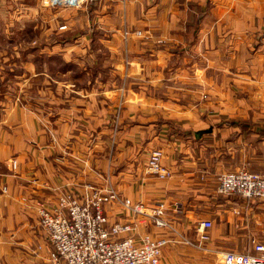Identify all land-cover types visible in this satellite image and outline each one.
I'll use <instances>...</instances> for the list:
<instances>
[{
	"label": "crops",
	"instance_id": "1",
	"mask_svg": "<svg viewBox=\"0 0 264 264\" xmlns=\"http://www.w3.org/2000/svg\"><path fill=\"white\" fill-rule=\"evenodd\" d=\"M0 24V264H55L37 204L110 184L165 204L177 232L164 233L190 242L160 264L258 255L264 200L217 190L226 173L264 176V0H0ZM156 150L167 180L147 174ZM104 209L137 240L162 236L120 203Z\"/></svg>",
	"mask_w": 264,
	"mask_h": 264
},
{
	"label": "built area",
	"instance_id": "2",
	"mask_svg": "<svg viewBox=\"0 0 264 264\" xmlns=\"http://www.w3.org/2000/svg\"><path fill=\"white\" fill-rule=\"evenodd\" d=\"M94 1L97 0H49L51 7L60 9H76ZM137 34L141 35L140 32ZM163 158V152L154 151L148 162L147 174L161 180L171 178L173 173L163 164ZM13 168H17L16 161ZM217 192L226 197L236 195L247 200H264V176L244 170L223 174L219 178ZM113 203L131 209L135 215L142 217L144 223L161 230L162 236L146 235L137 240L132 235L131 226L121 223L109 226L104 208ZM37 205L40 224L55 252V264H160L165 248L176 243L190 244L184 237L172 239L164 233L177 232L166 218L165 204L148 209L128 199L122 200L111 184L101 191L91 190L84 200L73 192L65 191L54 207L48 208L42 203ZM212 227L210 221L198 225L201 242L209 239L207 231ZM254 249L258 255L226 252L222 263L264 264V246L256 244Z\"/></svg>",
	"mask_w": 264,
	"mask_h": 264
},
{
	"label": "rangeland",
	"instance_id": "3",
	"mask_svg": "<svg viewBox=\"0 0 264 264\" xmlns=\"http://www.w3.org/2000/svg\"><path fill=\"white\" fill-rule=\"evenodd\" d=\"M2 27V28H1ZM0 29L3 31V30H5V26L4 25H1L0 24ZM7 40H5V39H1L0 40V52H2V51H6L7 49H6V46H7ZM0 64H1V62H0Z\"/></svg>",
	"mask_w": 264,
	"mask_h": 264
}]
</instances>
